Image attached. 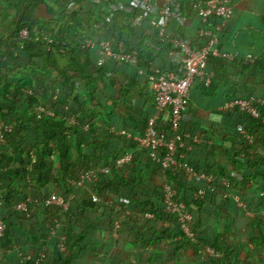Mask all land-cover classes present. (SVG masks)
<instances>
[{"label": "trees", "instance_id": "trees-1", "mask_svg": "<svg viewBox=\"0 0 264 264\" xmlns=\"http://www.w3.org/2000/svg\"><path fill=\"white\" fill-rule=\"evenodd\" d=\"M115 1L111 0L110 2L115 4ZM175 1L181 5L182 13L193 12L191 0ZM83 2L84 0H65V4H60L57 0H43L33 4V7L27 8L23 26L15 32L17 39L11 40L9 44L0 41V76L7 73L10 76L7 82H4L3 79L0 80V127L8 125L13 129L11 132L3 133L4 141L0 143V182L2 183L1 188L5 186L3 192L0 188V218L6 224V232L0 240L1 264H36L34 259L23 260V256H35V254L43 253L46 248H50V256L55 258L56 264H68L74 259L76 248L80 243L87 242L89 229L95 228V222L91 223L92 217L87 216L88 212L99 211L104 207V205L95 202L89 192L90 200L83 194L82 199H74L67 212L57 207L48 209L40 206L35 216L30 218L15 212L13 208L19 200L26 197L27 194H24L26 192L38 197H46L51 194L52 192L46 189L50 183L59 184L61 189L57 187L56 191L67 195L72 189V185L69 183L71 170L77 169L78 173H83L93 168L91 164L93 154L88 151L87 146L94 147L96 144L101 145L108 142L115 144L120 141L122 147L116 148L117 152L101 156L102 161H107L114 168L108 174V182H105L103 187L97 188L99 195L104 192L103 189L108 193L110 189L118 187V195L125 198L123 204L130 205L128 207L146 215H153L156 221L170 223L171 225L165 229L164 235L170 234L172 237L185 239L175 224L174 217L163 212V186L158 190H153L150 183L147 182L152 180L153 174L155 176L158 172L165 170L163 164L156 161L148 162V164L143 163L141 160L142 151L136 147L134 148V161L123 170L117 169V161L123 155L128 154L129 148H131L128 139L126 137H111L107 132L96 128L97 124L84 122V120L87 121L85 118L93 119V116L89 115L90 111H88L84 99L74 96L79 79L88 80V91L94 98L96 108L105 111L106 114L103 113L106 115V120L112 119L108 110L113 108L111 104L115 100H108L105 103L101 93L97 91L99 84L106 82L105 73L96 72L90 76L87 73L91 63L89 55H92L93 51H97V49L84 48L85 42L87 40H107L104 39L103 32L96 29L95 26L102 22L101 18H95L94 15L88 14L86 20L80 19L81 11L76 10L75 7ZM43 10L49 11L50 14L45 13L43 16L40 14ZM119 27L133 33L130 24ZM24 28L29 31L33 40L25 42L19 40L20 32ZM76 32H79L81 36L77 40L70 39L68 35H73ZM117 40L123 41L122 38ZM120 43H115L114 52L116 54H120L118 47ZM221 44L219 48L223 53ZM167 45L169 49L173 48L171 43L168 42ZM124 48L125 45H123ZM15 52L21 58L19 61ZM236 60L229 62L211 57V62L221 74L222 79L217 80L212 87L206 88V95L215 96L219 85L228 83L223 80L228 74L229 67L239 73V83H242L245 90H249L245 81L246 74L261 71L260 74L264 78V64L246 65L239 58ZM236 63L237 65H235ZM96 68H101V66ZM47 76L50 79L49 83L46 81ZM239 83L229 85L236 96L228 98V101L246 100L253 97L252 93L243 94L239 89ZM61 87L66 98H61L58 95ZM153 106L155 111L154 96ZM40 108H44L51 115L42 113ZM260 110L264 114V108L260 107ZM224 115L228 117L225 119L226 122L236 124L235 127L229 129L230 131L228 130L230 136L235 139L231 140L233 141L232 150H228L236 159L235 168L232 171H227L221 167L218 169L210 167L206 156L201 154L198 145H194L195 148L192 152L196 155L194 154L193 160L190 158L189 163L196 172H213L218 177L220 176L217 177L216 185L225 182L224 178H226L230 182L228 189L221 184L219 195H215V192L208 193L205 198L196 199L194 194L202 186L201 182L194 181L192 178L186 180V176H184L186 172L177 169L178 167L165 171L168 183L179 192L178 200L185 203L195 217L194 230L198 234L199 242L193 243L185 239L186 247H199L202 244H207L217 252L224 253L223 259H213L209 256L211 261L218 264H225V262L231 264L235 255H238L236 254L237 249L233 245L216 240H210L212 243L208 244L210 241L203 239L199 230L203 227V217L207 211L209 212L208 208L221 205V197H224L222 191L228 190L232 194L246 198V200L255 201V196L251 195L250 185L247 186L246 183L250 178L255 182L256 178L264 177V126L248 113L241 112L239 109L226 111ZM76 121H80V124L78 125ZM149 121L150 117L146 120V124L144 123L145 127L141 135L144 134ZM197 122L193 120L188 124H183L182 136L187 146L193 142L192 138L187 137L186 134L190 127L203 126ZM84 123L88 126V130L82 127ZM161 126L160 123L159 128ZM241 129L251 137L259 135V139L256 138L253 146L249 145L245 139L240 138ZM231 132L234 134L232 135ZM206 135L208 136V133ZM203 138L205 137L203 136ZM210 139L212 148H215L213 141L216 138ZM251 149L260 151L258 159H253L250 156ZM183 150H180L178 154ZM34 157L36 163L31 165ZM30 165L33 168L31 172L29 171ZM71 178L73 179L75 176ZM185 181L186 183H184ZM187 185L191 186V189ZM224 201L230 205L232 198ZM247 203L250 206L249 210L256 211V213L260 208L264 210V199H261L254 209L252 202ZM3 206L9 208L6 215L2 213ZM123 206L124 210L128 209L125 205ZM215 215L217 214L215 213ZM74 217H79L82 223L81 232L78 233L79 237L72 228ZM55 218L60 220V228L55 234H51L50 229ZM250 226L254 230L250 234V241L256 244L264 242V217L259 214L255 215L254 218H251ZM220 233L222 236H230L223 232ZM153 236L152 242H156L157 235ZM149 244L150 241L144 239L142 248H147ZM182 244L184 245V243ZM16 247H20L19 254ZM239 254H241V250H239ZM14 257L15 261L13 262ZM171 262L175 264L174 257L166 259L163 264ZM149 264H154V261L152 260Z\"/></svg>", "mask_w": 264, "mask_h": 264}, {"label": "crops", "instance_id": "crops-1", "mask_svg": "<svg viewBox=\"0 0 264 264\" xmlns=\"http://www.w3.org/2000/svg\"><path fill=\"white\" fill-rule=\"evenodd\" d=\"M110 1L84 0L75 9L81 11V20H86L88 14L94 15L95 18H101L102 22L95 26L96 29L103 32L104 39L113 45L116 42H121L125 45L123 57H125V54L136 53L138 55V62L130 63L125 59L123 61L108 60L101 68H96V61L99 59L101 50L97 49V51H93L92 55H89L91 63L87 69L88 75H93L96 72L106 74V82L104 84L100 83V86L97 87V91L101 93L102 100L105 103L108 100H115L111 104L113 108L108 110L112 115L111 120H106L105 111L96 108L94 98L88 91V80L79 79L77 81V91H75L74 96L75 98L82 97L84 99L86 107L90 111L89 115L93 116V119L85 118L88 122L85 120L84 122L97 124L96 128L107 132L111 137H126L131 145L128 153H134V148L137 147L142 151V162L148 164V162L154 161L151 151L149 149H142L138 139L142 136L141 133L144 130L146 120L155 115L153 106L154 95L151 90L150 78L152 76L168 75L174 68V64L168 55V51L170 50L167 45L169 39L183 36L198 41L200 45H205V40L200 36L202 24L194 12H192L193 14L191 12L186 14L180 11L179 15L171 20L166 31V36H160L159 31L151 26V22L157 18L163 2L162 0H153V6L149 11L148 18L138 28L130 29L133 32L131 34L125 28L121 29L119 26L125 27L130 24V21L139 12V4L135 0H116L115 4H111ZM233 7L234 13L230 29L221 35L223 54L233 55L236 59L242 60L246 65L264 64V0H233ZM45 13H49V11L43 10L40 14L44 16ZM49 14L46 15L48 16ZM118 28H120V31H118ZM68 36L72 40H77L81 34L76 32ZM116 36L122 38L123 41L117 40ZM250 56L255 58V63H248L247 60ZM260 73L261 71H254L245 75L246 84L251 91L244 89L242 83H239V73L230 67L225 80H223L228 83L220 84L215 96L210 97L206 95V88L200 83L193 86L191 90V111L187 114L184 123L188 124L194 120L203 124V126L197 124L199 128H197L198 126L190 127L186 134L187 137L192 138L193 142L184 150L182 149L183 151L176 157L177 166L175 168L178 167L177 169L183 170L184 173L186 172L184 174L186 180L192 178L194 181H197L196 176L188 172L189 168L192 172L196 173L193 166L189 163L190 158L192 160L195 158V153L192 152L195 148L194 145L200 147L201 154L206 156L210 167L216 169L221 167L227 171H232L235 168L236 159L228 151L232 150L233 141L231 140L235 139L230 136L228 130L232 129L231 127H235L236 124L226 122L225 119L228 117L224 115L226 106L231 102L228 101V98L236 96V93L231 90L229 85L239 83V89L243 94L252 93L253 97L264 99V78ZM46 81L47 83L50 82L48 76ZM58 95L61 98H66L62 87L59 89ZM166 121L167 117L162 118V126H166ZM76 123L79 125L80 121H76ZM82 127L88 130V126L85 123ZM123 132L131 134L132 138L123 135ZM207 133L208 136L206 135ZM231 134L233 135L234 132H231ZM258 136L254 137L255 140L252 143H247L253 146ZM208 137L216 138L213 141L215 148H212V140ZM240 138H242L241 134ZM118 147H122L120 141H117L115 144L108 142L101 145L96 144L94 147L87 146L88 151L93 154V161L91 163L93 168L91 169L102 168L112 170L114 166L109 165L105 160L102 161L101 156L110 152H117L116 148ZM165 152L164 149L159 152L160 159L163 158ZM259 154V150L251 149L250 151V156L253 159H258L260 157ZM109 172L103 174L97 183H87L84 188L77 189L74 199H82L83 194L88 200H90V197L93 200L95 197H98L101 201L97 203L104 205V207L99 211L91 210L88 212L87 216L92 217L91 223L95 222V228L89 229L87 242L80 243L79 247L76 248V256L68 264H149L152 260L154 264H163L170 257H174L175 264H218L208 258V248L211 246L202 244L199 247H186L185 244L187 242L185 239L172 237L170 234L164 235L165 229L169 227L168 222L149 219L146 214L128 207L130 205L123 204L125 198L118 195V187L110 189L108 193L103 189L104 192L99 195L97 188L103 187L104 183L108 182L107 177ZM85 173L86 171L78 173L77 169L71 170V177L75 176V178L72 179L70 177L69 179L72 189L74 186L72 181L81 179ZM209 173L214 174L213 172ZM214 175L217 179L218 175ZM224 181L223 183L219 181L220 183L216 187L215 195H219L221 184L226 189L229 188L230 182L226 178H224ZM256 181L253 182L252 178H250L246 183L247 186L250 185L251 195L255 196V201L252 199L246 200V198L238 194H232L228 190H221L224 195L220 200L221 205L219 207L208 208L209 212L207 211L203 217V227L199 230V233L206 241L216 240L221 243L225 242L237 249L236 254L238 255H235L236 258L234 257L231 264H240V262H243V264H264V242L256 244L250 241V234L254 231L250 226L251 218H254L257 214L264 217V210L262 208L256 213V211L249 210L250 206L247 203L252 202L254 209L257 207L258 202L264 199V177H258ZM147 182L150 183L153 190H158L159 187L164 186L168 182L166 171L162 170L155 176L153 174L152 180ZM187 186L191 189V186ZM57 187L61 189L59 184L50 183L46 189L49 192L61 194L56 191ZM71 191L65 196L68 197ZM88 192L91 196L88 195ZM231 198L232 203L228 205L224 200ZM239 202L246 203V212L239 208ZM123 205L128 208L126 210L130 211V213L135 212V214H130V216L122 219ZM73 220L72 228L77 237H79L78 233L81 232L82 228L81 220L79 217H74ZM119 221H121V224L118 228ZM220 232L229 234L230 236H222ZM154 234L157 235L155 237L156 242H152ZM144 239L150 241L149 246L145 249L142 248ZM211 243L210 241L208 244ZM25 248L28 247L25 246ZM16 249L19 254L20 247H16ZM49 250L50 248H46L43 251L45 264H56L55 258L50 256ZM239 250H241V254H239ZM12 261H15V257ZM225 264L229 263L225 262Z\"/></svg>", "mask_w": 264, "mask_h": 264}, {"label": "built area", "instance_id": "built-area-1", "mask_svg": "<svg viewBox=\"0 0 264 264\" xmlns=\"http://www.w3.org/2000/svg\"><path fill=\"white\" fill-rule=\"evenodd\" d=\"M60 4H65V0H57ZM139 4V12L130 21V26L133 29L138 28L144 20L148 18L149 11L153 6V0H135ZM181 5L175 0H164L162 8L159 10L157 18L151 22V26L159 31L160 36H166V31L170 25L171 20L176 18L180 13ZM191 7L196 16L200 19L202 29L200 36L205 40V45H200L198 41L176 36L169 39V43L173 45L168 51L169 59L175 65V69L168 75L152 76L150 78L151 90L155 97V115L150 118L144 134L138 139L142 149H149L154 161L163 164L165 170L174 169L177 166L176 157L180 150L185 149L187 145L182 136V127L186 116L189 113L191 103V89L195 82L203 83V86L210 87L217 80L222 79L221 74L217 68L212 64L211 57L219 60L235 61L236 57L233 55H224L220 51L221 35L230 29L233 18L234 7L233 0H191ZM210 25V27H209ZM21 42L33 40L29 31L24 28L19 35ZM114 46L109 41H93L87 40L84 48L101 50L100 58L96 61L97 66H103L108 60H127L130 63L138 62V55L126 54L123 57V44L118 45L120 54L114 52ZM17 60L21 58L15 52ZM248 63H255V58L250 56ZM193 85V86H192ZM264 108V99L251 97L246 100H236L230 102L226 106V111H233L239 109L241 112L248 113L253 119L257 120L264 126V114L260 110ZM42 113L51 115L46 112L44 108H40ZM53 115V114H52ZM167 117L166 126L159 125L162 118ZM12 126L3 125L0 127V140L3 141L4 132H11ZM241 137L252 143L255 139L251 137L246 131L241 129ZM123 135L132 138L131 134L123 132ZM164 149L165 155L160 159L159 152ZM134 153L123 155L117 161V168L124 169L134 161ZM36 163V158L32 159L31 165ZM29 166L31 172L33 168ZM110 170L102 168H94L88 170L84 177L79 180L72 181L73 189L69 196L61 195L59 193H51L46 197H38L33 194L19 200L13 210L15 212L24 214L30 218L34 217L37 209L40 206L46 208L57 207L65 212L70 209V205L76 196L78 188H84L87 183H97L103 174H107ZM188 172L196 176L197 181L202 183V186L196 191L195 196L198 199H203L208 193H214L216 190V176L206 172H192L188 168ZM2 183L0 182V188ZM163 192V212L174 217L175 224L179 227L182 237L193 242L198 243V234L194 230L195 217L189 211L188 206L178 200L179 192L174 189L170 183L166 182L162 189ZM96 202L101 199L95 197ZM239 208L247 211L245 202H239ZM121 211V210H120ZM128 210H123L122 219L130 216ZM149 219H154V216L148 214ZM121 221L118 222V228ZM51 234H55L60 228V220L55 218L52 222ZM169 225H171L169 223ZM6 232V224L0 218V240L4 237ZM208 254L213 259H223L224 253L217 252L215 249L209 247ZM34 259L36 264H45V255L43 253L35 254V256H23V260L30 261ZM1 264V259H0ZM168 264H174L173 262Z\"/></svg>", "mask_w": 264, "mask_h": 264}, {"label": "rangeland", "instance_id": "rangeland-1", "mask_svg": "<svg viewBox=\"0 0 264 264\" xmlns=\"http://www.w3.org/2000/svg\"><path fill=\"white\" fill-rule=\"evenodd\" d=\"M42 1L43 0H0V41L9 44L11 40L17 39L15 32L18 28L23 26L27 13L26 11H28L27 8L33 7V4ZM162 2H164V0H162ZM1 79H3L4 82H7L10 79V76L7 73L4 76H0V80ZM0 143H2V140H0ZM4 187L1 188L2 192ZM28 193L29 192H26L24 194H27L26 196H28ZM8 209V207L3 206L2 213L6 215Z\"/></svg>", "mask_w": 264, "mask_h": 264}, {"label": "bare ground", "instance_id": "bare-ground-1", "mask_svg": "<svg viewBox=\"0 0 264 264\" xmlns=\"http://www.w3.org/2000/svg\"><path fill=\"white\" fill-rule=\"evenodd\" d=\"M196 84H198V82H195L193 85H196ZM200 84H203V83H200ZM193 85H192V86H193ZM210 87H212V86H210ZM210 87H206V86H205V88H210ZM192 88H193V87H192ZM191 90H192V89H191ZM234 101H235V100H234ZM190 105H191V103H190ZM189 109H190V108H189Z\"/></svg>", "mask_w": 264, "mask_h": 264}]
</instances>
